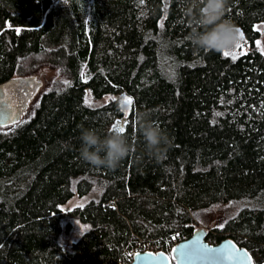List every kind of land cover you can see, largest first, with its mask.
I'll return each mask as SVG.
<instances>
[{
    "label": "trees",
    "instance_id": "trees-1",
    "mask_svg": "<svg viewBox=\"0 0 264 264\" xmlns=\"http://www.w3.org/2000/svg\"><path fill=\"white\" fill-rule=\"evenodd\" d=\"M185 6L0 0V84L22 83L19 111L33 74L55 70L23 117L0 124V264H126L140 240L170 254L197 228L196 213L217 205L237 209L205 239L230 238L264 264V0H229L246 42L235 59L192 45ZM145 112L172 141L159 158L138 132ZM122 116L129 156L114 170L84 162L81 125L105 135ZM74 195L92 196L62 209ZM75 220L89 228L63 245Z\"/></svg>",
    "mask_w": 264,
    "mask_h": 264
},
{
    "label": "clouds",
    "instance_id": "clouds-1",
    "mask_svg": "<svg viewBox=\"0 0 264 264\" xmlns=\"http://www.w3.org/2000/svg\"><path fill=\"white\" fill-rule=\"evenodd\" d=\"M185 4L188 39L193 46L206 53L223 52L239 42V29L227 17L229 0H185ZM136 122L146 154L159 158L171 147L168 134L149 113H137ZM79 140L80 158L96 168L114 170L133 150L126 133L118 128L101 135L95 128L81 125Z\"/></svg>",
    "mask_w": 264,
    "mask_h": 264
},
{
    "label": "water",
    "instance_id": "water-1",
    "mask_svg": "<svg viewBox=\"0 0 264 264\" xmlns=\"http://www.w3.org/2000/svg\"><path fill=\"white\" fill-rule=\"evenodd\" d=\"M21 84L16 80L0 84V124L12 122L16 114L17 117L22 114L13 97L15 87L18 88ZM126 120V117L122 116L114 121L112 128L118 121L121 127H124ZM208 231L206 228H196L190 237L175 243L170 254L163 250L135 252L132 261L127 264H253L247 249L237 246L230 238L215 244L209 243L205 239ZM191 246L199 249L191 256L182 257L179 251H174Z\"/></svg>",
    "mask_w": 264,
    "mask_h": 264
},
{
    "label": "rangeland",
    "instance_id": "rangeland-1",
    "mask_svg": "<svg viewBox=\"0 0 264 264\" xmlns=\"http://www.w3.org/2000/svg\"><path fill=\"white\" fill-rule=\"evenodd\" d=\"M260 30V36L257 39V47L258 49L264 53V23L260 24L258 26ZM240 32L242 30L238 27ZM259 42V43H258ZM239 45V47H237ZM246 42L243 35V39H239V42L235 45V47L231 48L230 50H225L230 52V57L233 58V56L237 57L240 54L244 53L246 48ZM223 51V52H225ZM55 70L50 68L49 66H43L38 71H36L33 74V78L35 82H37V86H34L32 90H29V97L27 98L25 107H24V113H22L23 117L27 111H29L33 105V103L38 99L39 94L46 89L47 82L54 77ZM128 96L126 94L121 95L119 97V105L120 108L123 110L124 115L128 113L130 110V106L124 103V97ZM129 97V96H128ZM109 97H105L102 100L94 101L92 100L91 96L87 94V99L90 102H95L96 104H102L106 103L108 101ZM126 106V107H125ZM119 119V118H118ZM119 122V121H118ZM117 127H121V123L117 124ZM92 195H86V196H78L74 195L72 198H70L67 203H65L62 207V209L65 208H75L78 206H83L91 197ZM237 206L234 207H228V206H213L210 208H206L203 210H200L196 213V226L197 228L202 227L210 230V228L214 226H220L226 219H228L231 215H233L236 212ZM89 228L88 224L80 222L78 220H75L73 222V226L71 227L70 231H64L60 236V241L63 245L68 246L70 242L76 241L85 231H87ZM180 241V240H179ZM176 241L175 243L179 242ZM174 243V244H175ZM156 251L159 249L157 248V245H155Z\"/></svg>",
    "mask_w": 264,
    "mask_h": 264
},
{
    "label": "snow or ice",
    "instance_id": "snow-or-ice-1",
    "mask_svg": "<svg viewBox=\"0 0 264 264\" xmlns=\"http://www.w3.org/2000/svg\"><path fill=\"white\" fill-rule=\"evenodd\" d=\"M65 2H67V0H65ZM238 31H239V33H240V38L243 39V33L240 32V30H238ZM258 43H259V42H258ZM237 47H239V45H237ZM224 55H225V56L230 55V52L225 51V52H224ZM235 58H236V57L233 56V59H235ZM123 102L126 103V104L129 105V106H131V105L133 104V100H132V98H131V97H128V96H125V97H124V101H123ZM117 124H119V122H117ZM116 128H118L119 131L124 132V128H123V127H117L116 125H114V129H116ZM174 251H179V252H180V255H181L182 257H187V256H191V255H193L194 253L198 252L199 249L196 248L195 246H191V247H186V248H184V249H179V250H174ZM161 255H163V254H161Z\"/></svg>",
    "mask_w": 264,
    "mask_h": 264
},
{
    "label": "built area",
    "instance_id": "built-area-1",
    "mask_svg": "<svg viewBox=\"0 0 264 264\" xmlns=\"http://www.w3.org/2000/svg\"><path fill=\"white\" fill-rule=\"evenodd\" d=\"M141 251L155 252L156 251L155 244L152 241H141L140 240L139 242H137V244L134 246L133 249L125 250L126 262H130L132 260L133 254L135 252H141Z\"/></svg>",
    "mask_w": 264,
    "mask_h": 264
}]
</instances>
